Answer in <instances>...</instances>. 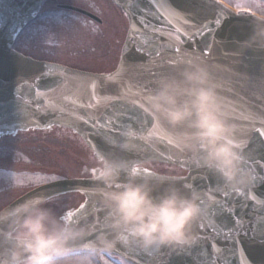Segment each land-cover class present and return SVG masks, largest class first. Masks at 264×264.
Returning a JSON list of instances; mask_svg holds the SVG:
<instances>
[{
  "label": "water",
  "instance_id": "1",
  "mask_svg": "<svg viewBox=\"0 0 264 264\" xmlns=\"http://www.w3.org/2000/svg\"><path fill=\"white\" fill-rule=\"evenodd\" d=\"M41 1L0 0V135L57 125L80 135L92 152L109 153L115 148L132 166L158 161L186 169L182 182L206 194L213 224L200 230L198 246L136 253L134 264H241V260L244 264H264V136L257 131L264 127V50L245 49L242 43L234 42L236 21L251 17L215 0L211 4L203 0H112L126 13L129 28L117 67L108 73H96L36 60L12 48L19 29L32 19ZM212 5L230 14L218 28L213 23L217 13ZM61 6L97 19L84 9ZM180 16L189 23L185 24ZM205 24L211 26L210 31L195 32ZM177 48L186 58H202L219 85L223 103L234 105L249 117L244 120L230 115L239 126L242 148L256 172L253 184L243 192L225 194L218 190V181L211 174L187 164L184 155L166 139L154 137L146 142L138 136L151 131L156 123L144 111V101L128 89L152 92L162 76L176 70L177 66L169 61L178 55ZM109 118L113 121L112 136L106 137L102 125ZM120 131L137 134L128 138L127 151L115 146L124 140ZM113 136L116 144L109 142ZM74 192L85 195L81 204L85 207L76 210V219L86 223L103 215L101 198L89 178L41 184L0 211L26 200L50 201L79 194Z\"/></svg>",
  "mask_w": 264,
  "mask_h": 264
},
{
  "label": "clouds",
  "instance_id": "2",
  "mask_svg": "<svg viewBox=\"0 0 264 264\" xmlns=\"http://www.w3.org/2000/svg\"><path fill=\"white\" fill-rule=\"evenodd\" d=\"M242 8L252 20L242 47L264 50V0H244ZM218 89L208 64L193 55L160 78L144 108L187 164L211 174L225 194L240 193L256 172ZM130 133L115 145L120 151L129 150ZM89 161L82 175L101 198L99 220L72 222L40 199L0 211V264H133L136 253L198 246L200 230L214 222L206 194L171 167L132 166L101 151Z\"/></svg>",
  "mask_w": 264,
  "mask_h": 264
},
{
  "label": "rangeland",
  "instance_id": "3",
  "mask_svg": "<svg viewBox=\"0 0 264 264\" xmlns=\"http://www.w3.org/2000/svg\"><path fill=\"white\" fill-rule=\"evenodd\" d=\"M60 4L104 19L109 15L107 24L112 18V29L120 32L115 37L110 27ZM120 19H125L122 11L109 0H43L36 16L17 34L13 49L35 59L96 71L101 66L87 59L94 55L113 60L112 49L117 54L125 37ZM91 153L78 136L58 127L0 136V209L25 191L53 181L52 177H87L82 172L90 167ZM153 163L178 171L165 163ZM81 199L76 194L50 200L48 206L57 214H66Z\"/></svg>",
  "mask_w": 264,
  "mask_h": 264
},
{
  "label": "snow or ice",
  "instance_id": "4",
  "mask_svg": "<svg viewBox=\"0 0 264 264\" xmlns=\"http://www.w3.org/2000/svg\"><path fill=\"white\" fill-rule=\"evenodd\" d=\"M132 0H129V3H131ZM152 3H156L158 2V0H151ZM203 2L205 4H211V0H203ZM238 10L243 11L242 5H237ZM212 9L217 13L216 17L214 18V25L218 28L219 26H221L226 20L227 18L230 16V14L224 12V10L220 9L217 5H212ZM172 15H178L175 12L172 13ZM180 19L183 20V22L185 24H188L189 22L184 19L182 16L179 17ZM169 22H172L171 19V15L169 16ZM234 27L236 28V32L237 35L235 37V43L240 44L246 40L249 39V37L252 34V21L249 20L247 17H243L240 20L236 21ZM211 26L210 25H203L199 28H195V32L196 33H200V32H204L207 33L208 31H210ZM176 32L179 33L181 31V29L179 27H177ZM178 39V37H177ZM206 48L209 47V45L205 46ZM178 55L176 56L175 59H172L169 61L170 64H172L173 66H178L179 64L183 63L187 58L184 56L179 55V53L181 52L180 48L176 49ZM156 55H158V53H156ZM95 85H93V89H95ZM128 91L131 93V95H133L134 97H139L142 101H145V99L150 95L151 92H147L145 93L144 91H133L131 88L128 89ZM93 99L96 100L97 103H99V98L96 97L95 95H93ZM134 103H139L140 100H134ZM91 106V105H89ZM226 110L229 112L230 115L235 116L238 119H244L247 120L249 119V117L243 112L240 111L238 108H236L234 105H225ZM145 112H147L146 109H144ZM113 121L112 118H109L108 122H106L104 125H102V127L105 129V136H112V125ZM141 123H143V121H141ZM257 131L259 132V134L261 136H264V127H260L257 129ZM124 132L120 131V135H123ZM134 133H130V137H133ZM140 139H144L147 141L152 140L154 137L157 139H166L168 141V143L170 145H173L171 140L168 138V135L158 127V125H156L154 128H152L151 131L147 132V133H139L138 134ZM112 144H116L117 142V138L115 136L112 137V139L109 141ZM242 147V145H241ZM96 151H100V150H96ZM109 153L114 154L115 156L122 158V156L116 151L115 148H113ZM133 172L137 171L136 167H133ZM52 179H56V177H52ZM85 207V205H81V210H83ZM79 214V210L77 212H73V211H68L66 213L67 218L72 221V222H80L78 219H76V217ZM100 217H98L97 220H99ZM241 264H244V260H241Z\"/></svg>",
  "mask_w": 264,
  "mask_h": 264
},
{
  "label": "flooded vegetation",
  "instance_id": "5",
  "mask_svg": "<svg viewBox=\"0 0 264 264\" xmlns=\"http://www.w3.org/2000/svg\"><path fill=\"white\" fill-rule=\"evenodd\" d=\"M109 1H111V0H109ZM221 1H223L225 4H227L229 7L233 8V9L236 10V11H241V10H238L237 6H234V4H235V5H238V4H239V5H242V4L244 3V0H234V3H229V0H221ZM111 3H112L114 6H116L112 1H111ZM242 12H244V11H242ZM106 16H109V15H106ZM106 16H105V19L101 18V20H100L98 23H99L100 25L106 26V28H107V27H108V28L110 27V29H111L110 32H112V34L116 37L117 34H118L120 31H118V30H116V29H112V28H113V25L115 24L114 21L112 20V18H110V21H109L108 24H107ZM109 17H110V16H109ZM120 22H121V24L123 25V32H126V31H127L126 27H125V29H124V22L128 25L126 18L123 19V20L120 19ZM125 34H126V33H125ZM113 48H114V47H113ZM119 51H120V49H119ZM118 54H119L118 52H117V54H116V53L113 51V49H112V52H111V56L113 57V60H112V61L107 60V59H105L104 57H100V56H98V57H93L94 55H92L91 58H88L87 60H90V61H92V62H95V63H97L99 66H101V67H99V69L96 70V71H98V72H108V71H111L112 69L115 68L116 63H117V61H118V56H119ZM113 55H114V56H113ZM86 70H87V69H86ZM93 71H95V70H93Z\"/></svg>",
  "mask_w": 264,
  "mask_h": 264
}]
</instances>
